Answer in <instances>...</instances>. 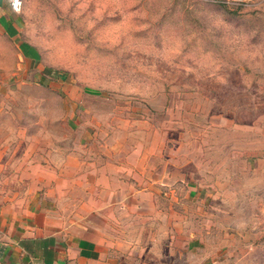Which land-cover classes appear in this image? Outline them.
I'll list each match as a JSON object with an SVG mask.
<instances>
[{"label":"rangeland","instance_id":"obj_1","mask_svg":"<svg viewBox=\"0 0 264 264\" xmlns=\"http://www.w3.org/2000/svg\"><path fill=\"white\" fill-rule=\"evenodd\" d=\"M17 13L19 37L0 34V206L68 190V217L102 188L74 184V170L98 173L77 164L120 148L113 190L140 200L106 217L123 264H264V0H22Z\"/></svg>","mask_w":264,"mask_h":264},{"label":"crops","instance_id":"obj_2","mask_svg":"<svg viewBox=\"0 0 264 264\" xmlns=\"http://www.w3.org/2000/svg\"><path fill=\"white\" fill-rule=\"evenodd\" d=\"M20 25L21 16L11 9L10 0H0V34L16 40ZM18 48L25 59L38 58L33 46L19 41ZM117 149L99 148L108 156L97 165L93 161L79 164L75 162L78 168L85 166V171L89 169L95 173L96 170L98 173L95 175L96 179H91L90 176L85 181L86 174L74 170L70 179L74 184L92 186L95 183L102 188L96 187L88 192L83 190L79 200L81 204L68 217L64 212V202L69 201L68 190L65 194L59 192L49 197L36 196L26 204L0 206V264H123V259L116 257L117 251L125 247L124 241L117 237L120 229L107 226L106 217H115L112 214L113 206L118 207L126 199L131 207L134 200L138 203L140 200L138 193L117 197V191L113 190L124 182L118 176L124 169V160L120 148ZM140 149L127 148L126 153L132 156ZM99 150L87 148L85 151L95 154ZM125 161L133 164L136 159L126 156ZM127 168L130 169L131 166ZM189 196L194 199L202 198L197 189L190 191ZM129 212L133 214L135 211Z\"/></svg>","mask_w":264,"mask_h":264},{"label":"built area","instance_id":"obj_3","mask_svg":"<svg viewBox=\"0 0 264 264\" xmlns=\"http://www.w3.org/2000/svg\"><path fill=\"white\" fill-rule=\"evenodd\" d=\"M22 0H10V7L13 11L18 12L21 8Z\"/></svg>","mask_w":264,"mask_h":264},{"label":"trees","instance_id":"obj_4","mask_svg":"<svg viewBox=\"0 0 264 264\" xmlns=\"http://www.w3.org/2000/svg\"><path fill=\"white\" fill-rule=\"evenodd\" d=\"M52 72L53 71L50 68H44V74L50 75ZM56 76L60 79L64 77V75L61 73H57Z\"/></svg>","mask_w":264,"mask_h":264}]
</instances>
